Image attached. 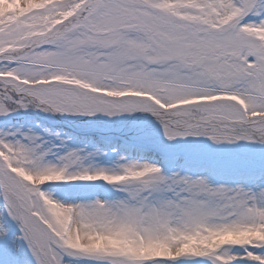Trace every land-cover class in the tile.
<instances>
[{
    "label": "snow or ice",
    "instance_id": "6c2138e0",
    "mask_svg": "<svg viewBox=\"0 0 264 264\" xmlns=\"http://www.w3.org/2000/svg\"><path fill=\"white\" fill-rule=\"evenodd\" d=\"M0 264H264V0H0Z\"/></svg>",
    "mask_w": 264,
    "mask_h": 264
}]
</instances>
